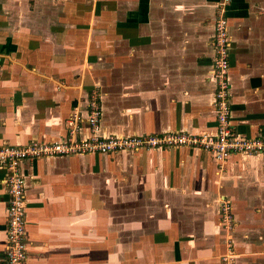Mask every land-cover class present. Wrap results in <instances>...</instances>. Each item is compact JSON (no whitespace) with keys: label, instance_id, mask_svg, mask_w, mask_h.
Returning a JSON list of instances; mask_svg holds the SVG:
<instances>
[{"label":"crops","instance_id":"1","mask_svg":"<svg viewBox=\"0 0 264 264\" xmlns=\"http://www.w3.org/2000/svg\"><path fill=\"white\" fill-rule=\"evenodd\" d=\"M218 2L0 0V147L64 140L75 109L86 137L92 93L102 137L214 134ZM227 9L230 120L239 136L264 137V4ZM21 171L26 264H220L223 200L237 264H264V155L219 166L196 149L156 148L25 160Z\"/></svg>","mask_w":264,"mask_h":264},{"label":"built area","instance_id":"2","mask_svg":"<svg viewBox=\"0 0 264 264\" xmlns=\"http://www.w3.org/2000/svg\"><path fill=\"white\" fill-rule=\"evenodd\" d=\"M230 2L231 0H223V5L228 6ZM212 41L215 50L213 75L216 83L213 102L214 134L167 132L161 135L102 137L99 133L101 106L97 94L92 93L86 108L85 122L89 130L86 137H79L84 121L80 112L75 109L67 121L68 134L64 140L33 141L21 146L0 147V168L5 171L2 184L9 199L6 211V264H26L27 260L26 187L21 171V163L25 160L86 155L106 156L156 148L187 147L210 154L216 163L222 166L231 157L237 155H264V137L239 136L230 120V41L227 22L223 14L216 19ZM219 215V227L226 232L225 250L220 257V262L221 264H236L237 255L232 240L234 217L229 201H221Z\"/></svg>","mask_w":264,"mask_h":264},{"label":"rangeland","instance_id":"3","mask_svg":"<svg viewBox=\"0 0 264 264\" xmlns=\"http://www.w3.org/2000/svg\"><path fill=\"white\" fill-rule=\"evenodd\" d=\"M258 3L260 2L261 4H264V0H256ZM51 7H54L55 8V5H51V3L50 4H48L47 5V7L45 8V12L47 13L48 11H50V12H52L53 10L51 9ZM88 8H90L91 9V7L90 6H87ZM85 8L86 7H82V9H81V11H83V12H86V13H90L91 11L87 8L86 10H85ZM217 8H218V10H217V16H216V18H215V22H214V31H215V24H216V19L219 17V15L220 14H223L224 15V17H225V19H226V22H227V28H228V9H227V6H224L223 5V0H219V2H218V5H217ZM57 9V8H56ZM57 11H58V9H57ZM61 11V10H60ZM93 12V11H92ZM91 12V13H92ZM214 35V34H213ZM213 39V38H212ZM220 205H221V203H220ZM233 232H234V227H233ZM232 232V233H233ZM233 248H234V251H235V247H234V244H233ZM235 253H236V251H235ZM238 257V256H237ZM237 257H236V264H237ZM220 264H221V262H220Z\"/></svg>","mask_w":264,"mask_h":264}]
</instances>
